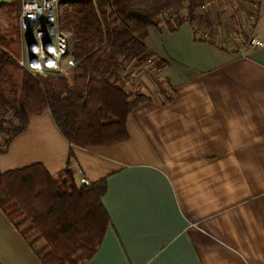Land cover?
Here are the masks:
<instances>
[{"label":"crops","instance_id":"crops-1","mask_svg":"<svg viewBox=\"0 0 264 264\" xmlns=\"http://www.w3.org/2000/svg\"><path fill=\"white\" fill-rule=\"evenodd\" d=\"M234 1L205 0L197 34L149 29L166 66L134 80L152 100L129 115L128 141L73 146L45 112L0 154L1 173L42 165L71 169L79 186L106 180L110 225L85 264H264V0L251 22ZM0 264H42L1 209Z\"/></svg>","mask_w":264,"mask_h":264},{"label":"trees","instance_id":"trees-1","mask_svg":"<svg viewBox=\"0 0 264 264\" xmlns=\"http://www.w3.org/2000/svg\"><path fill=\"white\" fill-rule=\"evenodd\" d=\"M204 2L95 0L70 4L61 25L70 36L76 66L63 76L31 74L18 65L14 57L21 2L14 0L8 9L0 10V154L27 130L31 117L45 112H50L73 146L99 148L128 141L129 115L152 100L127 89L134 82L135 65L147 64L153 70L166 66L146 46L149 29L165 23L177 31L188 23L197 34L198 9ZM174 96L168 93L167 101ZM105 193V179L86 189L69 168L58 177L42 165L0 172V209L42 264H85L95 255L110 225L102 202Z\"/></svg>","mask_w":264,"mask_h":264},{"label":"built area","instance_id":"built-area-1","mask_svg":"<svg viewBox=\"0 0 264 264\" xmlns=\"http://www.w3.org/2000/svg\"><path fill=\"white\" fill-rule=\"evenodd\" d=\"M85 1L95 0H20V49L14 59L22 69L31 74L63 76L76 66L71 55L70 36L62 30V9ZM257 4L255 0V7ZM259 44L256 40L251 42V46ZM81 186L89 189L91 182L82 178Z\"/></svg>","mask_w":264,"mask_h":264},{"label":"rangeland","instance_id":"rangeland-1","mask_svg":"<svg viewBox=\"0 0 264 264\" xmlns=\"http://www.w3.org/2000/svg\"><path fill=\"white\" fill-rule=\"evenodd\" d=\"M249 3V4H248ZM251 4V5H250ZM244 5V8H246V9H250L249 11H250V22L251 21H255L256 20V14H257V9H258V6L257 7H255V1L254 0H242L241 2H239V1H234V3L232 4V7H231V9H232V13H234L235 15L236 14H238V12H240L241 13V10H240V8H241V6H243ZM67 7H69V5H67V6H64L63 7V9H62V16H63V14H64V11H65V9L67 8ZM250 7V8H249ZM244 10V9H243ZM198 11H200V9H198ZM245 11V10H244ZM181 13L183 14V15H185L186 14V11L185 10H182L181 11ZM241 34H243V33H241ZM244 36V35H243ZM238 37V39H240L239 38V36H237V35H235L234 36V38H237ZM71 42V41H70ZM19 49H20V41H19V45H18V49H17V54H15V56H17L18 55V53H19ZM136 67L133 69L134 70V72H135V77H134V80L136 79V77L139 75V74H141L142 72H146V71H148V69H149V66L146 64L145 66L144 65H142V64H138V65H135ZM69 73V71H67V73L65 74V75H67ZM130 90H135V88L133 87V85H130ZM165 102H168L167 101V99L165 100Z\"/></svg>","mask_w":264,"mask_h":264},{"label":"clouds","instance_id":"clouds-1","mask_svg":"<svg viewBox=\"0 0 264 264\" xmlns=\"http://www.w3.org/2000/svg\"><path fill=\"white\" fill-rule=\"evenodd\" d=\"M50 67L52 66V65H49Z\"/></svg>","mask_w":264,"mask_h":264}]
</instances>
